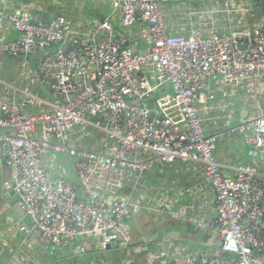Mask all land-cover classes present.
Listing matches in <instances>:
<instances>
[{
    "label": "built area",
    "instance_id": "1",
    "mask_svg": "<svg viewBox=\"0 0 264 264\" xmlns=\"http://www.w3.org/2000/svg\"><path fill=\"white\" fill-rule=\"evenodd\" d=\"M108 1L121 27L139 24L146 49L135 52L129 39L114 34L113 23L104 19L97 26L111 33L107 40L74 37L72 46L63 50L74 33L65 15L36 21L21 7L7 15L20 36L3 44L6 54L23 60L55 47L37 60L32 76L61 100L47 101L29 87L20 89L21 101L0 99V160L10 169L5 185L17 195L42 244L68 247L78 239H92L104 249L130 241L127 218L133 202L130 197L98 199L95 193H113L125 170L144 171L147 162L137 159L138 151L150 152L163 163L199 160L215 194L212 226L228 256L201 252L171 264H264V178L250 165L237 167L231 175L223 172L215 156L218 137L205 131L198 109L209 96L212 75L240 82L264 73V19L258 26H235L225 33L191 28L186 35L174 34L162 5L191 0ZM166 82L172 92H159ZM4 88L16 91L0 79V98ZM154 93L158 95L148 105ZM37 104L42 107L35 112L24 108ZM92 116L101 117L102 123L96 124L116 141L115 152L69 143V133L91 123ZM237 129L248 144L264 150V113L246 117ZM50 150L75 157L80 185L46 171L42 158ZM146 264L168 263L149 251Z\"/></svg>",
    "mask_w": 264,
    "mask_h": 264
},
{
    "label": "crops",
    "instance_id": "2",
    "mask_svg": "<svg viewBox=\"0 0 264 264\" xmlns=\"http://www.w3.org/2000/svg\"><path fill=\"white\" fill-rule=\"evenodd\" d=\"M257 6L264 7V0H257L252 6L238 0H191L164 3L162 10L169 30L174 34L186 35L191 28L209 34L213 31L225 33L235 26H258L264 19V10L256 13ZM19 7L27 9L31 15L36 12L44 14L45 21H50L55 15H65L74 29L66 44H70L74 37L83 39L86 35L107 40L111 33L99 29L97 22L107 19L120 26L119 16L114 14L108 0H1L0 79L16 88V91L4 88L1 101L13 98L21 101L20 89L29 87L45 100L57 103L61 99L56 98L32 76L37 60L42 57L33 54L40 50L23 60L14 59L3 51L5 42L20 36L7 19V15ZM114 28V34L118 35L117 29L120 30L132 45L134 38L131 33L134 32L138 37V50L147 48L148 43L139 35L138 23L130 28ZM207 84L209 96L198 104V109L205 131L218 137L215 156L223 172L231 175L237 167L250 165L264 178V150H257L248 144L243 133L237 129L246 117L264 113V73L255 80L243 79L240 82H229L214 74ZM159 90L171 93V84L166 82ZM153 98H148L146 103L153 104ZM25 106L26 110L34 112L42 107L41 104ZM96 117L99 116L90 117L91 123L77 126L71 131L68 135L69 143L105 153L115 152L116 141L110 139L96 124L102 123L101 117L99 121ZM92 128L99 129L105 135L94 138ZM136 157L147 162L144 171L125 170L113 193H95L98 199L131 198L133 210L127 218L131 231L130 241L120 250L117 247L106 250L117 251L115 255L101 257L92 254L102 249L96 240L78 239L71 246L65 247L70 250L67 254L75 259L80 258L81 264H146L149 251L155 252L159 261L168 264L180 256L201 252L220 255L221 251L216 247L218 235L212 226L215 194L202 162L176 158L172 162L163 163L143 150L138 151ZM42 164L53 177L63 176L80 185L74 156L50 150L42 158ZM6 181H10V169L4 160H0V264H37L35 247L44 244L39 240L38 231L31 228V223L25 224L26 229L21 230L23 223L7 207L2 193L9 196L11 203L18 201V197L16 194L14 197L11 195L12 189L5 185ZM261 206L264 218V199ZM178 212L180 214L176 216ZM19 231L23 235L20 244L16 246L13 243ZM8 246L13 251L12 258L2 255Z\"/></svg>",
    "mask_w": 264,
    "mask_h": 264
},
{
    "label": "rangeland",
    "instance_id": "3",
    "mask_svg": "<svg viewBox=\"0 0 264 264\" xmlns=\"http://www.w3.org/2000/svg\"><path fill=\"white\" fill-rule=\"evenodd\" d=\"M240 2H244L247 3L248 5L252 6L255 4V2L257 0H238ZM168 3H176V2H168ZM49 20V18H48ZM55 47H50L49 49L45 50H40L38 51L36 55L38 57H41L43 55H45L47 52H51L54 50ZM97 121H99V117H96ZM92 133H93V137L96 138L98 137V135H102L104 136L105 133L100 131L97 128H92ZM17 197V196H16ZM15 197V198H16ZM27 223H31L32 224V220L30 217H27L26 220ZM7 224V223H6ZM23 235V232L19 231L18 234H16L15 236V240H14V245L18 246L20 244V241L22 240L21 237ZM70 250L65 248V247H58L57 245H54L52 243H45L43 246L41 247H35L34 253H35V259L38 260L37 264H81V259L78 257L73 258L71 257L69 254H67ZM117 251H103L101 253H95L94 255H100L101 257H104L105 255H115L114 253H116ZM12 253L13 251L10 249V247L8 246L7 248L4 249L2 255L5 258H12Z\"/></svg>",
    "mask_w": 264,
    "mask_h": 264
},
{
    "label": "water",
    "instance_id": "4",
    "mask_svg": "<svg viewBox=\"0 0 264 264\" xmlns=\"http://www.w3.org/2000/svg\"><path fill=\"white\" fill-rule=\"evenodd\" d=\"M263 10H264V7H263V6H257V7L255 8V12H256V13H260V12H262ZM56 16H58V15H55V17H56ZM32 19H33V20H36V21H45V15L42 14V13H38V12H36V14H33V15H32ZM117 33H118V35H122V32H121L120 30H118V29H117ZM131 35H132V37L134 38V39H133V48H134V51L137 52L138 49H139V48H138V37H137V35H135L134 32H132ZM70 47H71V44H65V45L62 46V49L65 50V49L70 48ZM157 95H158V93H154L151 97H149V99H151V98H153L154 96H157ZM56 98L61 99L60 97H56ZM136 102L139 103L138 101H136ZM128 104H130V101H129ZM127 113H128V110L126 109V110H125V113H124V118H123V123H124V124L126 123L127 118H128ZM257 150H258V148H257ZM11 195H12L13 197L15 196V192H14L13 190L11 191ZM2 197H4L5 200L7 201V207H9L10 209H12V210L14 211L15 215L20 219V221H21L23 224H27V222H26V216H25V211H24V209L22 208V206L20 205L19 201H15V202L11 203V202H10V198H9V196H8V195H4L3 193H2ZM6 209H7V208H6ZM261 217L263 218V213H262ZM263 223H264V218H263ZM38 233H39V232H38ZM101 239H102V237H100V240H101ZM119 246H120L119 243H114V244H112V245H108L107 248H104V249L102 248L101 250L93 251L92 254H95V253H101V252H103V251L110 250L111 247H115V248L117 247L116 249H119V250H120L121 248H124V247H125V245H124V246H120V247H119ZM221 246H222V241H221V240H218L217 243H216V247H218V248L220 249V251H221L220 255H221V256H226L227 253H226V251H224V250L221 248ZM128 249H129V252H130V251H131V247H129ZM146 249H148V248H146Z\"/></svg>",
    "mask_w": 264,
    "mask_h": 264
},
{
    "label": "trees",
    "instance_id": "5",
    "mask_svg": "<svg viewBox=\"0 0 264 264\" xmlns=\"http://www.w3.org/2000/svg\"><path fill=\"white\" fill-rule=\"evenodd\" d=\"M113 26L116 27V28H120V26H119V24L117 22H113Z\"/></svg>",
    "mask_w": 264,
    "mask_h": 264
}]
</instances>
